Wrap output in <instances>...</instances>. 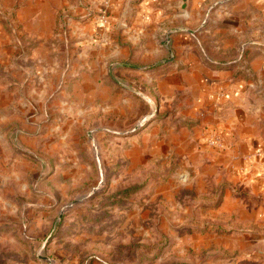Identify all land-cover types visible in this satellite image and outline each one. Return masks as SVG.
<instances>
[{
    "label": "rangeland",
    "instance_id": "374dc122",
    "mask_svg": "<svg viewBox=\"0 0 264 264\" xmlns=\"http://www.w3.org/2000/svg\"><path fill=\"white\" fill-rule=\"evenodd\" d=\"M78 4L0 78V264H264L263 224L221 210L222 185L177 177L159 65L84 42Z\"/></svg>",
    "mask_w": 264,
    "mask_h": 264
},
{
    "label": "crops",
    "instance_id": "0c3cea01",
    "mask_svg": "<svg viewBox=\"0 0 264 264\" xmlns=\"http://www.w3.org/2000/svg\"><path fill=\"white\" fill-rule=\"evenodd\" d=\"M61 1L0 0V78L22 67L23 45L52 43ZM78 1L92 14L84 42L159 65L160 106L179 126L160 143L179 152L177 177L222 185L221 210L264 226V0H187L184 12L182 0ZM8 90L0 83V110Z\"/></svg>",
    "mask_w": 264,
    "mask_h": 264
},
{
    "label": "water",
    "instance_id": "95a60500",
    "mask_svg": "<svg viewBox=\"0 0 264 264\" xmlns=\"http://www.w3.org/2000/svg\"><path fill=\"white\" fill-rule=\"evenodd\" d=\"M187 7V0H182L179 8L176 9L177 12H184Z\"/></svg>",
    "mask_w": 264,
    "mask_h": 264
},
{
    "label": "built area",
    "instance_id": "2783aa9c",
    "mask_svg": "<svg viewBox=\"0 0 264 264\" xmlns=\"http://www.w3.org/2000/svg\"><path fill=\"white\" fill-rule=\"evenodd\" d=\"M217 141H218V140H217V138H215V137L209 139V142L212 143V144H214V143L216 144Z\"/></svg>",
    "mask_w": 264,
    "mask_h": 264
}]
</instances>
